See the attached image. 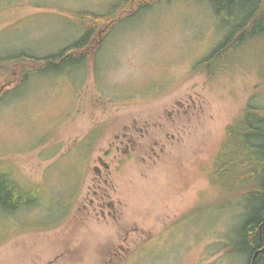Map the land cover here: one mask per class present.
Here are the masks:
<instances>
[{
	"label": "rangeland",
	"instance_id": "rangeland-1",
	"mask_svg": "<svg viewBox=\"0 0 264 264\" xmlns=\"http://www.w3.org/2000/svg\"><path fill=\"white\" fill-rule=\"evenodd\" d=\"M123 1L0 0V57L58 54L79 12ZM126 2L81 62L20 86L23 67L0 74V187L37 195L0 205V264H248L233 249L246 202L209 177L225 127L264 107V40L196 72L232 24L207 0Z\"/></svg>",
	"mask_w": 264,
	"mask_h": 264
},
{
	"label": "trees",
	"instance_id": "trees-1",
	"mask_svg": "<svg viewBox=\"0 0 264 264\" xmlns=\"http://www.w3.org/2000/svg\"><path fill=\"white\" fill-rule=\"evenodd\" d=\"M207 1L216 17H221V21L226 24H232L198 63L196 72L211 74L227 63L232 52L264 40V0ZM143 6L138 2L136 11ZM134 10L124 0L116 4L112 11L105 13L79 12V23L84 32L74 43L58 54L41 58L26 52L0 57V74L9 66L23 67L19 71L20 86L30 75L42 72L43 68L58 71L67 65L81 62L93 52V37L96 33L102 36L108 34L117 19L121 20L123 15L132 14ZM262 53L264 55V50ZM260 68L257 69L258 76L264 81V71ZM214 158L219 163L213 165L210 181L217 184L221 176H233L235 193L240 192L239 197L246 202L245 215L238 230L239 242L233 249L246 255L248 264H264V107L251 103L244 107L241 117L225 127L224 139ZM2 183L4 186L0 187V205L4 210L12 212L22 205L35 203L37 195L32 200L23 197L32 190L25 189V193L16 194L10 189L8 179Z\"/></svg>",
	"mask_w": 264,
	"mask_h": 264
},
{
	"label": "flooded vegetation",
	"instance_id": "flooded-vegetation-1",
	"mask_svg": "<svg viewBox=\"0 0 264 264\" xmlns=\"http://www.w3.org/2000/svg\"><path fill=\"white\" fill-rule=\"evenodd\" d=\"M100 42H101V41H99V42H95V43H98V44H99ZM127 143H128V141H127ZM96 192H97V191H95V193H96ZM101 198H102V197H101Z\"/></svg>",
	"mask_w": 264,
	"mask_h": 264
}]
</instances>
